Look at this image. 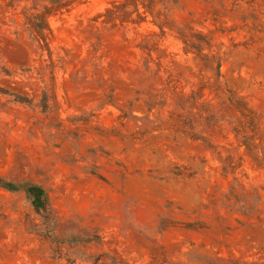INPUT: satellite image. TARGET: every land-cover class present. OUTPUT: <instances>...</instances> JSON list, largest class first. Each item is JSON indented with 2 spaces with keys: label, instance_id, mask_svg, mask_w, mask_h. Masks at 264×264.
I'll list each match as a JSON object with an SVG mask.
<instances>
[{
  "label": "rangeland",
  "instance_id": "1",
  "mask_svg": "<svg viewBox=\"0 0 264 264\" xmlns=\"http://www.w3.org/2000/svg\"><path fill=\"white\" fill-rule=\"evenodd\" d=\"M0 264H264V0H0Z\"/></svg>",
  "mask_w": 264,
  "mask_h": 264
},
{
  "label": "trees",
  "instance_id": "2",
  "mask_svg": "<svg viewBox=\"0 0 264 264\" xmlns=\"http://www.w3.org/2000/svg\"><path fill=\"white\" fill-rule=\"evenodd\" d=\"M29 193H30V196H33L35 197V203L36 205L42 203L44 204V200L42 202V189L37 187V186H31L29 189H28Z\"/></svg>",
  "mask_w": 264,
  "mask_h": 264
}]
</instances>
